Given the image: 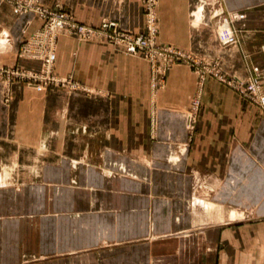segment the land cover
I'll list each match as a JSON object with an SVG mask.
<instances>
[{"label": "crops", "instance_id": "1", "mask_svg": "<svg viewBox=\"0 0 264 264\" xmlns=\"http://www.w3.org/2000/svg\"><path fill=\"white\" fill-rule=\"evenodd\" d=\"M41 2L86 24L146 29L143 0ZM13 4L0 0V50L42 23ZM209 4L230 19L234 45L219 41ZM156 10L161 42L241 76L258 66L264 87V0H157ZM57 49L56 70L92 92L16 82L7 105L0 81V131H13L0 134V264H264L263 109L213 76L199 83L183 62L154 90L138 55L69 34ZM33 146L44 151L25 153Z\"/></svg>", "mask_w": 264, "mask_h": 264}, {"label": "rangeland", "instance_id": "2", "mask_svg": "<svg viewBox=\"0 0 264 264\" xmlns=\"http://www.w3.org/2000/svg\"><path fill=\"white\" fill-rule=\"evenodd\" d=\"M205 7V2H202ZM14 9L20 13L32 12L38 16L41 20V24L33 30L30 34H27L23 37L21 45L16 49L12 48L11 35H9L6 46L0 50V81L3 83V98L4 102L9 105L13 93V86L18 82L26 90L33 89H63L68 92H73L77 90L91 91L86 88L82 83L74 78L72 74H61L56 70V61H57V48L58 40L61 34H69L75 36L80 41H98V39L107 42L116 48L122 50L127 54L138 55L150 64V74H151V87L154 90H157L164 84V78L167 70L176 63H186L193 71L198 75L199 83L203 82L206 77L213 76L219 81L231 86L234 88L242 97L247 98L248 100L259 105L264 111V101L262 96H264V87H263V78L258 66L252 67V72L247 76H241L236 72H231L226 70L218 57L211 56L209 54L200 53L193 51L191 49L182 48L178 45L172 43H163L159 40V24H158V14L156 10L157 0L155 6L153 7V14L155 16V31L152 32L147 27L149 21L148 12L146 9V0H143L144 7V19L146 29L143 31L146 33V36L149 39L151 47L148 51H138L137 53H129L123 49V47L114 42V39L110 36L112 34V29L108 30L110 34L108 35H97L94 37L84 36L79 32L75 31V25L69 24L63 28H54L51 29L47 26L48 18L45 17V12H54L56 10H61L67 12L73 23L78 25H86L91 27H101L103 20H112L117 23L118 27L123 30L133 31L127 28L120 26L118 20L113 18H103L100 22V25H90L78 20L72 10L65 8L61 4H56L53 7H50L41 2V0H14ZM209 13L212 18H214L215 27H217V36L219 41L222 43L219 35V30L221 26L219 10L214 8L209 4ZM202 12V9H199V15ZM218 14V15H217ZM222 14V13H221ZM224 15V14H223ZM215 16V17H213ZM218 16V17H217ZM217 22V25H216ZM225 26H228V20L225 23ZM7 29H0V35L3 34ZM8 33V32H7ZM140 33V31L138 32ZM114 34V33H113ZM115 36V34H114ZM239 40V39H238ZM237 43V42H236ZM223 44V43H222ZM235 44V43H234ZM223 44L226 46L234 45ZM50 52H54L56 55L54 61L51 63V66L47 64V57ZM18 58L27 60L28 65L32 63L33 65L27 66L25 63L19 62ZM5 58V59H4ZM32 62H29V61ZM33 61L40 62L39 65L35 64ZM92 92V91H91ZM200 93V91H199ZM195 94L186 109V124L188 128H193V125L197 122L199 116V109L201 106V96L200 94ZM8 107V106H7ZM5 126L11 127L14 123V115L6 114ZM191 131V130H190ZM6 135H11L12 138L13 131L7 129ZM5 132L0 131V134ZM6 136V137H7ZM6 155H12L14 152V147L11 145L5 148ZM27 154L31 151L33 154L40 153L44 151L43 148L35 147L27 148ZM24 153V152H23ZM0 155H4L0 151ZM5 163H0V170L4 167ZM9 182V180H4L0 178V183ZM11 181V180H10Z\"/></svg>", "mask_w": 264, "mask_h": 264}, {"label": "built area", "instance_id": "3", "mask_svg": "<svg viewBox=\"0 0 264 264\" xmlns=\"http://www.w3.org/2000/svg\"><path fill=\"white\" fill-rule=\"evenodd\" d=\"M156 0H146V9L148 12L149 21L147 23V27L150 31L154 32L155 27V16L153 14V7L155 6ZM238 16L235 14L234 17ZM45 17L48 18L47 26L51 29L54 28H63L69 24L75 25V31L79 32L84 36L94 37L99 35H108L110 34L108 30L112 29V34L110 36L114 39L116 44H119L123 47V49L129 53H137L138 51H148L151 47L148 37L144 32H132L128 30H123L118 27L117 23L112 20H103L101 27H91L86 25H78L73 23L71 16L61 10H56L54 12H45ZM228 20V26H225L226 21ZM219 30L220 39L223 44H231L238 42V36L231 24L229 18L224 17L221 21V26ZM115 36H114V34ZM56 54L54 52H50L47 57V64L51 66V63L54 61ZM264 101V96L261 97Z\"/></svg>", "mask_w": 264, "mask_h": 264}]
</instances>
